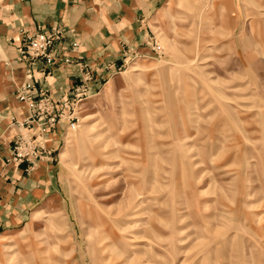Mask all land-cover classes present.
Returning <instances> with one entry per match:
<instances>
[{
    "label": "rangeland",
    "instance_id": "rangeland-1",
    "mask_svg": "<svg viewBox=\"0 0 264 264\" xmlns=\"http://www.w3.org/2000/svg\"><path fill=\"white\" fill-rule=\"evenodd\" d=\"M157 10L75 129L13 120L0 264H264V0Z\"/></svg>",
    "mask_w": 264,
    "mask_h": 264
},
{
    "label": "crops",
    "instance_id": "crops-1",
    "mask_svg": "<svg viewBox=\"0 0 264 264\" xmlns=\"http://www.w3.org/2000/svg\"><path fill=\"white\" fill-rule=\"evenodd\" d=\"M168 0H0V203L10 182L25 180V165L7 164L14 121L27 115L25 105L15 95L25 82V66L17 46L35 32L59 28L63 33L61 56L81 61L97 80L118 68L124 49L141 43L144 29L159 6ZM78 47L71 50L70 42ZM33 78L46 84L51 94L65 97L79 83L73 65L54 59L47 69H36ZM100 81V80H99ZM98 81V82H99ZM54 142H47L49 147ZM16 170L18 174L13 173Z\"/></svg>",
    "mask_w": 264,
    "mask_h": 264
},
{
    "label": "built area",
    "instance_id": "built-area-1",
    "mask_svg": "<svg viewBox=\"0 0 264 264\" xmlns=\"http://www.w3.org/2000/svg\"><path fill=\"white\" fill-rule=\"evenodd\" d=\"M63 33L59 28L44 30L38 27L31 35L26 36L17 46L18 60L25 66V74L28 76L23 84L15 91L16 98L25 105L27 115L19 122L25 125L28 131L36 123L43 131L68 127L75 129L79 122L83 99L91 94L94 87V77L90 69L81 61H72L67 56H61L64 48ZM71 50L78 47L75 41L69 43ZM62 59L63 62L73 65L78 74L79 83L72 85L65 97H56L51 94L46 84L32 77L36 69H47L54 59ZM29 133V132H28ZM15 146L11 150L14 161L35 160L42 157L49 158L51 152L32 141V135H20L13 142Z\"/></svg>",
    "mask_w": 264,
    "mask_h": 264
},
{
    "label": "bare ground",
    "instance_id": "bare-ground-1",
    "mask_svg": "<svg viewBox=\"0 0 264 264\" xmlns=\"http://www.w3.org/2000/svg\"><path fill=\"white\" fill-rule=\"evenodd\" d=\"M68 137V136H67ZM69 138V137H68ZM67 141V140H66ZM58 157L59 158H63L64 157V150H61L59 153H58Z\"/></svg>",
    "mask_w": 264,
    "mask_h": 264
}]
</instances>
